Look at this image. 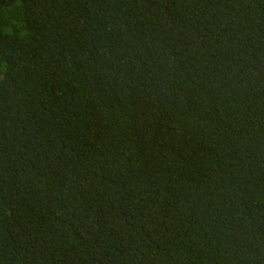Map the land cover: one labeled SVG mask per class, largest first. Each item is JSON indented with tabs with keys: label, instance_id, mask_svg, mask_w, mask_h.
<instances>
[{
	"label": "trees",
	"instance_id": "trees-1",
	"mask_svg": "<svg viewBox=\"0 0 264 264\" xmlns=\"http://www.w3.org/2000/svg\"><path fill=\"white\" fill-rule=\"evenodd\" d=\"M0 264H264V0H0Z\"/></svg>",
	"mask_w": 264,
	"mask_h": 264
}]
</instances>
